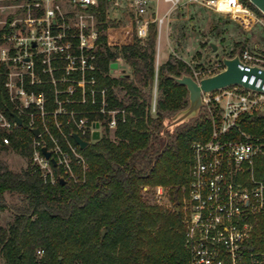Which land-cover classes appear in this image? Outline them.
Instances as JSON below:
<instances>
[{"label":"trees","instance_id":"obj_1","mask_svg":"<svg viewBox=\"0 0 264 264\" xmlns=\"http://www.w3.org/2000/svg\"><path fill=\"white\" fill-rule=\"evenodd\" d=\"M108 2L99 0L97 6L90 8L100 34L96 48L89 54L94 56L96 68L94 87L106 88V110L116 111V128L110 131L107 127L111 113H96L101 106L99 92L95 94V104H73L75 110L92 111L84 116L103 120L104 128L97 140L81 150L87 161L86 171L83 173L81 166L73 162L77 180L66 179L64 172L52 165L56 175L65 177L64 184L45 181L31 160L19 172L0 161V210L8 207L5 193L18 194L20 199V204L10 207L14 219L7 226L0 225L4 264H182L187 260L177 200L189 181L190 144L209 137L210 121L199 112L173 133L171 129L163 132L166 121L189 103L186 87L174 77L192 75V71L172 54L156 70L155 23H149L144 40L137 37L134 27L124 33L117 21L106 19ZM242 2L262 14L248 0ZM119 59L130 72L123 68V74L111 76ZM5 70L0 65V72ZM3 79L1 75L0 92L6 98ZM155 83L156 110L151 113ZM64 87L58 85V89ZM30 88L31 85H25L26 90ZM37 91L45 94L46 111L57 108L56 98L66 96L56 95L53 86ZM22 120L23 124L9 133L7 145L3 137L8 134L0 128V152L12 150L28 159L32 133L26 117L22 116ZM46 121L53 133L56 121L66 133L74 130L73 124H66L65 116L48 114ZM35 122L41 129L40 117L36 116ZM242 128L264 135L263 120L258 117L245 119ZM254 161L260 166L257 179L264 184V154ZM148 185L169 187L176 207L169 210L148 203L143 191ZM39 247L45 249L40 260L35 255ZM240 264H264V212L255 219Z\"/></svg>","mask_w":264,"mask_h":264},{"label":"built area","instance_id":"obj_2","mask_svg":"<svg viewBox=\"0 0 264 264\" xmlns=\"http://www.w3.org/2000/svg\"><path fill=\"white\" fill-rule=\"evenodd\" d=\"M6 1L20 3L29 12H33L34 15L27 21L28 25L45 22L47 29L37 38L46 40L45 35L48 34L50 27L60 26L62 22L67 21L63 16L78 17L75 11H67L65 15H62L61 2L77 8V11H86L96 6L99 0H0V2ZM152 1H163L172 6H177L184 1L204 3L216 12L230 14L246 30H250L257 22H264V19L259 18L241 0H131L132 5L136 8V34L140 39L146 38L148 34V22L143 20V15L147 12ZM262 15L264 18V14ZM91 16L93 15L91 14ZM152 22H156L158 34H160L164 17L155 18ZM80 24L83 23L80 22ZM7 26H5L7 29L0 34V64L6 67L5 73L0 72V76L4 77L2 86L6 92V98L0 92V107L3 108V112L0 113V128L8 130L20 126L10 115L12 112L21 119L22 116L26 117L30 130L39 129L38 135L31 132L33 147L35 144L40 146L39 152L33 150L34 152L31 153L32 160L38 159L35 153L40 154V161L49 164L50 172L47 173L43 169L44 165L37 161L31 160V163L41 171L43 179L51 184L58 182V176L61 175H56L53 171L50 158L54 157L44 137L49 136L53 142L56 137L61 140L64 137V140L69 144L72 140L71 150L73 153L62 154L63 150L58 155V151L55 150L57 159H54L55 165L64 172L66 179L77 180L78 175L73 170V162L81 166L83 173L88 166L86 157L74 141L72 133H77L88 144L97 140L92 138L95 130L99 132L100 137L104 126L103 120H90L84 116L85 113H93L92 111L75 110L73 104H95L97 102L95 94L99 92L102 99L100 100L101 106L96 113H111L112 118L107 123V127L110 131L116 128L114 117L116 111L106 110L107 102L104 99L106 88L96 90L94 87L96 68L92 62L94 56L89 52L96 48L99 32L94 28L86 33L82 27L78 28L77 36L80 45L78 52L74 54L76 60H74L72 68L67 70L65 81L53 86L56 95L61 93L66 95L64 99L56 98L57 108L53 111H46L45 94L40 91L42 93L38 97V101L31 103L33 108L28 110V107H22L19 102L16 104L15 99L20 98L19 95L27 93L26 84L31 85L29 77L20 75L18 70L27 68L28 71H31L32 60L24 54L17 55L16 49L13 47L5 49L2 48V45L11 41L15 48L26 44L34 48L36 46V43L33 42L35 37H30L27 43L24 37L13 35L14 23L9 21ZM234 56L238 57L237 66L243 71L241 83L201 93L202 104L199 112L210 121L211 129L206 140L196 139L190 144L189 181L184 189V200L181 206L184 247L188 256L182 264H240L243 246L250 239L255 219L264 212V184L253 177L252 171L251 177L248 176L255 158L264 154V135L250 133L242 128L245 119L258 117L263 120L264 124V57L253 55L248 49L223 57L232 58ZM224 69L225 65L221 58L211 68L191 70L192 75L190 76L199 82L202 78L214 75ZM122 71L120 70L119 73L122 74ZM242 83H246L247 86H243ZM11 84L17 88L14 98L12 95L9 96ZM58 85L65 87L61 90L58 89ZM154 87L156 88V83ZM77 92L80 94L78 98H74ZM155 110L156 96L154 95L151 113H155ZM21 111L26 115H22ZM48 114H52L54 117L65 116L66 124H73L74 130L66 133L62 129L61 123L56 121V132H51L46 121ZM77 115L82 116L76 118ZM36 116L41 119V129L35 122ZM85 137H89V139L86 140ZM3 142L8 144L9 138L3 137ZM44 143L51 153L49 159H46L41 151ZM63 178L65 179V177ZM160 188L157 189V196L161 194ZM35 255L38 260L42 259L45 256V249L37 248Z\"/></svg>","mask_w":264,"mask_h":264},{"label":"rangeland","instance_id":"obj_3","mask_svg":"<svg viewBox=\"0 0 264 264\" xmlns=\"http://www.w3.org/2000/svg\"><path fill=\"white\" fill-rule=\"evenodd\" d=\"M249 8L253 10L251 7ZM61 11L62 15H65L67 11H75L78 17L63 16L67 19L66 22H62L60 26L50 27L48 34L45 35L47 37L46 40L45 38L38 39L37 37L47 29L45 22H36L34 25H28V19L34 15L32 11L29 12L20 3L14 1L0 2V34L7 29L5 26L8 27L7 25L11 21L14 23L13 35L24 37L27 43L30 37H35L33 42L36 43V46L34 48H31L29 44L15 48L11 41H7L2 45V48L5 49L13 47L16 49L17 55L24 54L32 60L31 71H28L27 68L18 70L20 75L29 77L31 88L27 90V93L19 95L20 98L15 99L16 104L19 102L22 107H28V110L33 108L31 103L38 101V97L41 96L42 92L39 93L40 95L33 94L38 93L37 88L55 86L57 83L65 81L64 77L68 74L67 70L72 68V64L76 60L74 54L78 52V46L80 45L77 36L79 27H82L86 33H89L90 29L95 28L98 30L96 18L90 12V8L86 11H77V8L70 7L64 2H61ZM253 11L259 18L264 19L262 14L259 15L255 10ZM135 13L136 8L132 5L131 0H117V3H115V0H111L108 2L106 9V19L117 21L120 29L124 33H127L133 27L136 29ZM161 17H164V22L161 26V32L158 34L157 24L156 22H152V20ZM143 20L148 22V26L149 23H155L156 26L157 37L154 58L156 70L170 54L181 59L191 70L211 68L221 57L229 56L233 52L234 54L238 53L244 49H248L257 57H264V22H257L250 30H246L230 14L216 12L204 3L184 1L177 6H172L170 3L163 1H152L147 12L143 15ZM80 22L83 24L81 25ZM98 32L100 34V30ZM237 43H243L244 46H236ZM212 44L217 46L216 50L212 49ZM118 62L119 67L116 71H111V76H116L123 68L126 69L125 71L130 72L129 67L122 59H119ZM16 89L11 84L9 96L12 95L14 98ZM154 95L157 97L155 87L152 90V96L154 97ZM21 106L20 108H22ZM1 112H3V108L0 107ZM21 114L26 115L22 111ZM172 117L166 121L165 125L171 121ZM193 118H189L166 130L171 129L170 131L173 133L177 126L181 127L186 123H190ZM15 130L16 127L5 130L8 134L6 136L9 138V133ZM44 140L47 142L48 148L52 150V156L55 159H57V155L54 153L55 150L58 151V155L63 150L62 154L73 153L71 150L72 140L71 144L67 143L64 137L63 140L56 137L53 142L47 136L44 137ZM33 145V140H31V153L35 150L39 152L40 146L35 144L34 148ZM35 155L38 157L36 160L37 163L44 165L43 169L47 173L50 172L49 164L40 161V154L35 153ZM75 157L78 156L75 155ZM29 160H32V156L27 159L12 150L0 152V161L5 163L12 171L19 172L24 170ZM251 171L253 177L257 179L260 173V166L257 165L256 161L250 167L249 178L251 177ZM158 187H161V194L159 196H157ZM184 189V187L181 188L180 196L177 200L179 201L177 208H179L181 216V206L183 205L185 193ZM143 191L144 199L150 204L158 205L163 209L169 210L176 207L175 202L171 201L169 187L148 185L143 188ZM4 197L8 207L0 210V225L7 226L14 219V212L10 207L20 204V199L18 194L5 193ZM0 264H4L1 254Z\"/></svg>","mask_w":264,"mask_h":264},{"label":"water","instance_id":"obj_4","mask_svg":"<svg viewBox=\"0 0 264 264\" xmlns=\"http://www.w3.org/2000/svg\"><path fill=\"white\" fill-rule=\"evenodd\" d=\"M255 8H257L262 14H264V0H248ZM212 49L216 50L217 46L212 44ZM222 62L225 65V69L220 71L214 75L202 78L199 82H196L190 75H182L181 77H174V80L184 85L188 91V106L177 112L171 119V121L165 125L163 132L166 129L174 127L189 118L196 117L198 115L199 109L201 107V93L202 92H210L212 90L231 85L234 83H241V77L243 75V71L238 68V57L234 56L232 58L223 57ZM117 64L114 65L113 69H116ZM123 74V71H122ZM243 86H247L246 83H242ZM10 115L17 122L18 125H22V119L18 117L15 113L10 112ZM97 126V125H96ZM31 132L34 135L39 134L38 128H33ZM72 137L74 141L79 145L81 149H84L87 146V141L83 140L77 133H72ZM93 139L99 138V132L95 130L92 134ZM41 151L46 159L50 158V151L47 149V145L44 143ZM53 165L56 164L54 158H50ZM58 182L60 184L65 183V179L62 176H58ZM179 212V208L176 209ZM101 234H104V230H102Z\"/></svg>","mask_w":264,"mask_h":264},{"label":"crops","instance_id":"obj_5","mask_svg":"<svg viewBox=\"0 0 264 264\" xmlns=\"http://www.w3.org/2000/svg\"><path fill=\"white\" fill-rule=\"evenodd\" d=\"M160 38V37H159Z\"/></svg>","mask_w":264,"mask_h":264}]
</instances>
